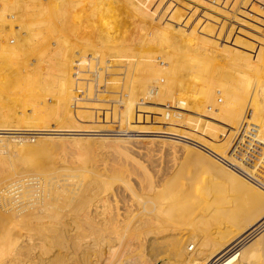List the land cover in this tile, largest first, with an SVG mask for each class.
Masks as SVG:
<instances>
[{"label": "rangeland", "instance_id": "1", "mask_svg": "<svg viewBox=\"0 0 264 264\" xmlns=\"http://www.w3.org/2000/svg\"><path fill=\"white\" fill-rule=\"evenodd\" d=\"M134 1H135V3H134ZM175 1L178 5L175 3ZM186 1L189 2L190 0H174V1L171 0V2H170V0H156V2H157L156 5H154L152 7L150 6L151 7V9H150V7H148V5L146 4L145 0L144 1L143 0H140V1L139 0H128V1H126V0H107V2L103 3L102 5L96 6V7H99L98 12H97L96 7L93 6L94 10L93 9L91 10L92 6H90V7L87 6V8L90 9V11H91V12H89V10L86 8V3L82 2L84 4V7L81 8L82 11L76 12L75 10H72L70 13L68 12L69 14L62 12V15L58 18L52 17V19L49 21L50 26L52 25L51 27H54V28H51L52 33L51 32L47 33V31H43V33L41 34V37L39 39L41 41L38 40L39 43L41 42L39 45H33L32 42H34V41H31V39L28 37V34L25 35L24 33H22L21 26H20V20H19L20 18L17 19L18 17H20V14L15 13V12H14L15 14H13V12L11 13L12 15L10 14L11 16H13L16 19L15 20L16 22L13 23V21H12L9 25H8V23L3 24V25L0 24V35L3 36L0 40V43H2V44L6 43L8 48L13 47L15 49V50L14 49L10 50L13 52L7 51L6 53L0 54V63H1L0 71L2 72V73L0 72V76L6 78V79L5 78L2 79V81L0 79V83H2L4 81V83L0 84L1 85L0 86V122L2 123V124L0 123V125L4 126V127L2 126L3 129H8L10 131H13V130L20 131L19 134H15V135L4 134V135L0 136V140H2L4 142L3 143L4 145L7 144V146H8L9 143L12 145V146H10V144H9V147H11V148H8V149H6L7 147L5 148L4 146L0 145L1 146L0 149L4 147L0 151V156H1L0 157V170L1 169L6 170V171H8L9 169L12 170L13 166H14L15 169H17L19 171L22 170V171L26 172V170H27V172H30L32 170V167H29V164L26 163V161L24 160V157H22L23 155L21 153L20 154L22 156L19 154V152L12 149L13 146L19 147L22 143H23L22 145H24V144L35 145L38 143H42V144L48 143L45 141H48V139H49L48 137L50 136L51 138L54 139V141L52 140L53 142L51 141V143L55 142V145L53 144L52 147L51 146H48V147H50L49 149L53 148L52 151L54 150L53 151L54 153L53 152L52 153L54 155H53V157H51L52 154L50 155L51 162L49 161L50 159H47V158H46V160L44 159L42 161L44 166H45V164H48V166L46 165V167L58 168V169H61V166H62V168L65 166L64 168H66L70 171L76 170L77 172L79 171L80 173L82 171L83 173H85V175L88 174V173L86 174V171H89L90 175L89 174L88 175L91 177H93L94 173H95V176L93 178L95 180H98V181H96L97 182V189L95 191H97L96 194L98 192L100 193V195L97 194L98 195L97 197L99 199L96 197V200H102V199L105 201L110 200L113 196L111 193L114 194V192H117L116 194H114V196L112 198L113 201L115 200L114 203H113L112 199H111L112 203L110 201H107V205L111 209H109L108 207L107 208L110 210L111 213L109 214V210L104 211L105 213L107 212L106 216H105V214H102V217H100V220H102L101 218H103V217L106 218L103 220L104 223L103 222L101 223L100 220H99L100 223H97L98 228L101 227V228H99L100 231H102L104 233V237H103L102 236L103 233L100 232V234L102 236V237L100 236V239L102 238L101 239L102 243L99 244V247L101 246L100 247V251H101L102 250L101 248L103 246V250L100 252L101 254L99 253L100 260H101V262H99V264H118V262L121 261V259H124V260L129 259L133 264H179L178 260L175 261L176 260L175 255H173L174 246L172 244H174L173 239L175 238L174 237L175 234H174V231L171 230V227H174V229H175L178 225L183 224L184 223L183 221L179 222L180 221L179 218H184L186 216L182 213H187L189 215V213L191 211H193V207L191 204H189V206H187V208L185 209L184 212H182L180 209H179V211L177 210V213H180L181 215H183V217H181V215H180L176 218V213L173 210H171V212H170V210L167 209V207L170 208V206H171L170 205V199H172L173 202H175V200H177L178 196L175 194L179 195L181 193V189H182L181 185H183L185 183H186V185L191 184L190 187H192V189H191L192 191L190 190V192L192 193L193 196H194L196 190H198V188L200 189L203 186L200 189V190H202V189L206 188V185H208V187H209V185H211L208 182H206L207 177H206L205 172L209 168L207 163L205 162V165H204V162L202 163V161H200L195 154H189L190 157H188L189 155H186L187 152L184 151V147H185V149L186 148L189 149V148H193V147H191L190 145H186L185 143H182V142H178V141L174 142L173 140H170L168 138H163L164 136L165 137H167V136L174 137L173 133L180 126L179 122L186 123V125L184 127L185 128L188 127L187 117L185 116L186 112H183V111H186V108L182 109L180 107V101L183 98L185 101V106H190V103H191L193 105V106L191 105L192 108L194 107V109H196V110H194L195 113L196 114L197 113L202 114V115L197 114V115H200L202 118L201 117L199 118V116L195 117V116H191V115L189 116V118H191L193 120H198L199 121L198 122L199 130L201 132H206L205 133L206 135L204 133H202L205 136V137L203 136V138H205L206 140H208V138H209V133L207 131L208 127H206V125H205V124H207V126L209 125V122H207L208 118L206 116V114L208 115L209 110L207 109L208 107H206L207 104L206 103L204 104L203 102L208 101V97H209L208 95L211 92V90H209L208 88L206 89L205 83H202V82L205 80L207 75L210 76V74L203 72V74L199 73L200 74V76H199V74H194V73L196 71L202 72V71L208 70L210 68L211 64L203 63L202 65H198V66L194 67L195 69L189 71V65L190 64L189 63L187 64V62H186L188 60L186 58V55L184 54V52L175 49L176 48L175 46L177 45V43L180 45L181 48H184L182 44H184V46H187L188 45L187 42L189 44L190 43L193 44L196 41L195 38L189 34V31L187 29H185V28L182 29V27H181V25L182 26L185 25L184 27H187L186 24L188 25V23L181 24V23H178L179 21H177V23H175L176 20H179V18L185 19L186 21L188 19L192 18L191 15H193V14H192V12H190L193 10V7L191 6V1L194 2L195 0H191L189 2L190 5ZM166 2L168 3V5ZM141 3L142 4L145 3V4L142 5ZM137 4H139V6ZM123 5H126V6H123ZM35 6H37V5H35ZM117 6H119V7H117ZM127 6H129V8ZM147 7L149 8V10ZM163 7L165 9H163ZM190 7H191V9H190ZM174 8H176V9H174ZM186 8H189L188 11H186L187 10ZM118 9H120V10L122 9V10L120 11ZM170 9H171V11H170ZM86 10H88V11H86ZM164 10H167L166 11L167 13H165ZM158 11H160V12H158ZM161 11H164V12L161 13ZM168 11L170 12V14ZM73 12H74V14H73ZM145 12H147L146 15H145ZM174 12H176V13H174ZM92 13H93V15H92ZM100 14H101V16H100ZM159 14H161V15L163 14L162 17L165 16V18H166L165 19V18L160 17L161 18V24L163 23L162 25H165V23H167L166 27L168 26V28H167L168 34H164V35H166L167 39L169 40V42H170L171 46H173V48H169L166 45L164 46L162 44L160 45L159 44L160 42H158V41H156L157 43H155L156 45L159 44V45H157V46H160V47H158V49H155L156 46H155V48H153V47H151V44L149 45V42L147 40L149 37H153V41H155V39H157L159 36H163V33H164L163 30H160V31L158 30L157 33H155V30H154V27L157 25L156 23H158V21H159V16H160ZM171 14L175 18L171 17L172 16ZM174 14H176V15H174ZM178 14H180V16ZM185 14H187V15L189 14L188 16L186 15L187 18L185 16ZM75 15H76V18H75ZM166 15H167V17H166ZM156 16L158 19L156 18ZM53 19H55V20H53ZM202 19L203 18H200V20H202ZM155 20H158V21L155 23ZM162 20H164V21L166 20V21L162 22ZM52 21L53 22L55 21L54 22L55 26H53ZM170 21H171V23H170ZM50 22H52V23H50ZM103 22H105V23L103 24ZM72 23H74V24H72ZM207 23H208V21H207ZM161 24H159V26ZM151 25H153V26H151ZM171 25H176V26L174 27ZM169 26H170V28H169ZM192 26H194V25H192ZM56 27H57V29H59L58 30L59 32L56 31L57 30ZM90 27H91V29H90ZM92 27H94V28H92ZM130 27H132V28H130ZM143 27H145V28H143ZM163 27L165 28V26H163ZM171 27L176 28V30L178 28L179 32H181L183 30L184 32L182 31V34L180 33V36H182V37L178 38L175 33L170 31L172 29ZM138 28H142L143 33H136V30ZM13 30H15V33ZM77 30H79V32ZM89 30H90V32H89ZM145 30H146V33H145ZM8 34H9V36H7ZM62 35H64V36L62 37ZM16 36H18V37H16ZM12 37H14L13 40H12ZM27 37H28V39H27ZM56 39L57 40L61 39V40H60V42H58ZM218 39H221V37H219ZM53 41L56 42V45H54L53 47L49 46V45H53L55 43V42L53 43ZM66 42H67V44H66ZM79 42H81V43H79ZM122 42H124V43H122ZM129 42H130V44H134V45H130L129 47L125 46V45H128ZM209 42H211L210 45H212V41L207 40V42L206 41L204 42L205 44L203 43L204 47L205 46L208 47ZM28 43L31 46H29ZM206 43H208V44H206ZM44 44H47V45H44ZM45 46H46V48H45ZM152 46H153V42H152ZM40 48L42 51L40 50ZM155 50L161 51L162 54H165L168 56V64L166 65V68H168V69L166 71H165V69H162L163 67L159 64L160 63L159 59L155 58V54H156ZM165 50H167L168 52L166 53ZM163 51H164V53H163ZM152 52H154V54H152ZM3 57L5 60L3 59ZM18 62H20V64ZM157 63H158V65H157ZM18 66H19V68H18ZM183 67H187L188 69L186 68L187 70H185ZM1 69L5 72L4 75H3V71ZM163 71H165L166 73L169 71L168 73L170 74V75H168V77H169L168 81H170V82H168V85L170 84L169 85V87H170L169 95L171 93L170 97L166 93H164L165 94L164 95L163 92L161 91L162 90L161 85H163L162 79L165 78L163 76ZM193 74H194V76H193ZM204 74H207V75H204ZM7 75H8V77H7ZM201 76L204 77V79H202ZM2 77H0V78H2ZM196 77L197 78L199 77V80L201 78L203 81L201 80L202 81L201 83H199L200 81H198V80L195 81L196 79L193 81L192 78H196ZM222 81H224V82H221V81L218 82L219 85L216 83L217 85H215V86H218V87H216V88L214 87L215 90H214V92L212 91L214 97H215V95H217L218 97L220 96V95H218V94H220V91H221L220 89H221V87L223 88L225 86V80H222ZM195 82L197 83V85L200 84V86L198 87ZM9 84H10V86H9ZM203 85H204V87H203ZM141 86L145 87V89L148 92L150 91L149 96L152 98L153 101L149 102V101L143 100V92L142 91L144 88L142 89ZM160 87H161V90H160ZM218 88H220V89H218ZM158 90L162 92V94L159 95L160 97L158 96V92H159ZM205 90H206V92L203 93L204 94L203 98L205 100L202 98V100H204V101L201 102L200 101L201 100L200 95H201V92L202 91L204 92ZM197 91H198L199 96L196 95ZM192 92L193 93L196 92V93L193 95V94H191ZM187 94L189 96L191 94L192 97L190 96L191 97L190 98ZM157 101H158V103H157ZM198 101H200L204 106L200 102L198 103ZM211 102L212 101H210L209 103H211ZM196 103L198 105H196ZM154 104H156V105H154ZM174 106H176V108H179V109L174 108ZM204 108L207 109L206 110L207 112L204 111L205 110ZM181 110H183V111H181ZM199 111H201V112H199ZM205 116H206V118H204ZM205 119H206V122H205ZM28 130L38 131L39 133H42V132L43 133H49V135L48 134H31V135L28 134V135H26L25 133ZM186 133H187L186 135H188V136H186V137H188L187 139L193 140V138H192L193 135L191 134V136H190V134H188L189 132H186ZM45 135L47 136L48 139L46 138ZM53 135L55 138L53 137ZM67 136H69V137H67ZM143 136H145V137L147 136V138L145 139V138H143ZM134 139H138V140H134ZM151 139H153V141L151 143H149V141ZM162 140H165V142L167 141L166 144L170 143V141H173L175 145L180 144L181 146L176 145L177 146L176 150H177L178 154L171 151L167 146L161 147L162 144L160 142H162ZM119 141H121V142H119ZM61 142H62V144H61ZM86 142H87V144H86ZM122 142H124V144ZM59 143L61 146L59 145ZM96 143H98V144H96ZM120 143L123 145L126 144L125 145L126 146L125 151H126V153H128V157H130V158L126 159L125 156L123 155L125 153V151L123 149H121V150L118 149L117 146L120 145ZM72 144H73V146H71ZM129 144H131V145H129ZM136 145H137V147H136ZM113 146H116V147H113ZM54 147H57V150L60 147H61V149H59L58 152H56L57 150ZM127 149H129V150H127ZM8 150L10 152H13V155H11ZM182 150L184 151L183 152L184 154H182ZM190 150H192V149H190ZM80 151L81 152L84 151V152H82L83 154H81ZM119 151L121 153H123V154L118 153L119 155H121L120 157L116 153ZM193 151H197V152L201 153L199 150H197L195 148H193ZM1 152H2V155H1ZM50 152H51V150H50ZM15 153L16 154L18 153V155H20V156L16 155ZM56 153H59V155L61 157ZM131 153H132V155H131ZM55 154L57 155V157L55 156ZM69 154H73L74 156L73 155L71 156ZM89 154H90V157H89ZM107 154H109V155H107ZM4 155H6L7 157L10 156L11 159H9L10 157H8V159H7V157H4ZM192 155H194V156H192ZM14 156H16V158H17L16 161L14 159ZM54 156H55V158H54ZM21 157L23 159H21ZM70 157L71 158L74 157L73 160L75 159L74 160L75 162L78 161V163L79 162H80V164L82 163L81 164L82 167H79L80 164H78V163L70 162V159H71ZM75 157L76 158L78 157L79 159H76ZM58 158H59L60 162L57 161ZM62 158L64 160L63 163H61V161H63ZM117 158H119V160ZM207 158H209L213 161L212 158H210V157H207ZM5 159H6V161H5ZM18 159L20 161L21 160L22 161L24 160V161L19 162ZM66 159H68V160H66ZM7 160H9L11 164ZM52 160H53V162H52ZM54 160H56L58 163L56 161L54 162ZM128 160H129V162H128ZM44 161H47V163H45ZM66 161H67V163H66ZM169 161H170V163H169ZM5 162H8V163H5ZM3 163H5V166ZM74 163H75V166H74ZM55 164H57V165H55ZM68 164L69 165L71 164L73 166L70 165V168H68V166H69ZM91 164L93 167L90 166ZM8 165L10 166V168H8L9 167ZM53 165L56 167H54ZM86 165L89 167H87ZM190 165H191V167H190ZM22 166H24L26 168H24ZM90 167H91V169H90ZM19 168H21V169H19ZM86 168H88V169H86ZM184 168H185V170H184ZM28 169H30V170H28ZM176 169H177V171H176ZM191 169H193L192 172L189 171ZM144 170H145V172H144ZM92 171H93V173H92ZM146 173L148 174V177L151 178V180L153 182H155V183L159 182L160 183L161 181H163L165 184L164 185L163 182H161L162 184L160 183L161 185H163L165 187L164 188L163 186H161L162 191L164 192L163 195H165V196H162L161 195L162 193L160 194V196H162L164 199L161 197L157 198L156 201H154L155 200L154 199L153 201H151L153 205H150L151 202L149 204L148 203L144 204L146 202L147 196L145 195L146 194L145 189H143L145 185H143V186H141V185L145 184V183H143V181H144V177L147 179ZM204 174H205V176H204ZM143 175H144V177L142 178L141 176H143ZM140 177H141V180H137ZM163 177H165V178H163ZM157 178L159 179V181ZM127 179H129V180H127ZM146 179L144 182H146ZM136 180L140 183L139 184L140 186L137 184L138 182ZM166 180H168V181H166ZM202 180H204V181L206 180V181L204 182ZM125 182L127 184H124ZM168 182H169V184H167ZM176 183H178V184L176 185ZM198 183H200V184H198ZM124 185L125 186L127 185L128 188L125 187ZM136 185L138 188L136 187ZM104 186H106V187L104 188ZM98 187H99V189H98ZM124 187L126 190L128 189V192L130 191L129 190L130 187H132L131 191L134 189V192L136 194H139L138 196H140V198H142V199L144 198L143 201L141 199L139 200V197L136 196V194H134L136 197L134 195H132L134 192L131 193V191H130L128 193L124 189ZM195 187H198V188H195ZM140 188L142 189L141 191L143 192V194L140 191ZM194 189H195V191H194ZM208 189L209 188H207V190ZM107 190L110 192L112 191V192L108 193ZM207 190L204 189V191H207ZM209 190L212 191L211 189H209ZM230 190L228 188L229 193L226 190H225L226 192L224 191L225 194H227L226 198H224V196H225L224 193H222L223 195L221 194L222 195L221 196L220 193L216 192V195L218 193L217 196L220 195L219 198L217 197L218 199L214 197V196H216L215 191H212V192L209 191L208 195H210L211 193H213V194H211L212 196H208L209 199L207 198L208 200H206L205 203H206L207 208L209 206L210 209L209 208L208 209H209L210 213L207 212L206 214H203V215L201 214V216L198 215L195 218V222L196 221L197 222L196 223L194 222V223L200 225L201 227H205V228L207 226H210V229H212L214 226H216L214 224L218 220V218L214 217L215 216L214 214H216L215 211L218 210V213H220L222 211L221 215H223V216H218V217H219V220L222 217H224V218L221 219V221H219L218 223L219 224L221 223L223 227L225 226L224 228L222 227L223 230L221 231L223 233V235H225V236L227 234L229 235V232L233 231L234 225L238 224V221L240 220L239 217L242 218L244 216L245 213L243 211L248 210L247 208L244 209L245 207H248L247 205L245 206V203H244L245 200L244 199L241 201L237 200L238 198L242 199L240 197L241 194L238 193L240 196H238V198H237L236 193L234 192L235 194H233V192H230ZM191 193H187V194H191ZM199 193H201V194L199 195ZM105 194H107V195H105ZM117 194H118V199H116ZM172 194H174L175 198H174V196H172ZM192 195H190V196H192ZM195 195H197V198H198L202 195V192L199 191ZM104 196H106V198ZM221 197H223L225 199V201L223 200V198L221 199ZM107 198H109V199H107ZM132 198H135V199H132ZM150 198L152 199L153 197H150ZM232 198L234 199V201ZM214 199H216V202ZM136 200H137V202H136ZM229 200H230V202H229ZM116 201H117V203H116ZM168 201H169V204H168ZM242 201H244L243 202L244 206H243ZM154 202H156V204ZM182 202H185V201H182ZM182 202H180V204H182ZM186 202H189V201H186ZM220 202H222V204H224V205L220 204ZM226 202H229V203L234 202V203L227 205ZM239 202L242 203V205ZM162 204H164V205H162ZM105 205H106V203H105ZM111 205H114V206H111ZM137 205H141V206L138 207ZM146 205H148V206H146ZM166 205H167V207H166ZM174 205H176V202L174 203ZM152 206H154V207H152ZM159 206L161 207V209H160V210H162L161 212L166 214V215H164L162 213L163 214L162 217H164V219H167V220L169 218H170V220H174V221H172V223L163 224V226H161L162 224L161 225H157V224L151 225L147 222L146 219L148 218V215L150 213L151 214L149 216H151V215L153 216V214L154 215L157 214L158 211L156 209L157 208L159 209L160 208ZM176 206H178V205H176ZM222 206H224V207H222ZM100 207H102V206L100 205ZM113 207H114V209H113ZM241 207H243V208H241ZM107 208H105V210ZM212 208L215 210H213L211 212ZM164 209L167 210V212ZM111 210H114L113 212H115V213H112ZM232 210H233V212H232ZM125 211H127V212H125ZM136 211H137V213H136ZM213 212H214V214H213ZM114 214L116 216L115 218L113 217ZM139 214H141V215H139ZM209 214H213L214 216L213 215L212 216L214 218H210L211 215H209ZM134 215L136 218H134ZM109 217H112V219H109ZM141 218H142V220H141ZM215 219H217V220H215ZM232 219H235L234 221L235 222L237 221V222L236 223L233 222ZM105 220H107V221L105 222ZM122 220H123V222H122ZM125 220H127V221H125ZM205 220H207V221H205ZM214 220H215V222H213ZM222 220L224 223L222 222ZM231 220H232V222H231ZM109 221H111V222H109ZM129 221H131V222H129ZM140 222H141V224H140ZM174 222H176V223H174ZM125 223H126V225H125ZM218 223L216 222L217 225H218ZM232 223L234 225H232ZM98 224L99 225L105 224L106 227L104 225V229H103L102 228L103 225L99 226ZM108 224H113V225H108ZM137 224H139L140 226ZM144 224H145V226H144ZM171 224H173V226ZM186 224H190V225L192 224L191 218L189 219V222ZM107 226L108 227L110 226L109 227L110 229ZM140 227L142 228L141 230L143 232L139 229ZM136 228H137V230H136ZM162 228H165L166 230L170 229L169 233L164 232L165 234H167V236L164 233H163L164 237L162 234H160L162 231ZM207 228H209V227H207ZM138 229L141 231V233L138 232ZM147 229L151 230V231H149V236L144 233V232H146V233L148 232ZM153 229H154V231H152ZM158 229H161V231L157 232ZM165 229H163V230H165ZM109 230H111V232ZM125 230H127V231H125ZM225 230H226V233L224 234ZM107 231L110 232L111 236H109V232L107 233ZM112 231H114L113 233H115V235L114 234L112 235ZM106 233H107L108 237H106L107 236ZM157 233H159V234H157ZM257 233H259V234H255L256 236L254 235L255 237L253 236V238L249 240L248 245L246 244V247L249 245H252V243H254L257 239L258 240L260 239V241L258 242L259 244L257 243L259 247L256 245L257 251H258L257 254L260 256L262 255V258H263L262 260L264 263V251H263L264 250V228L261 229ZM152 234H154V235H152ZM138 235L139 236L141 235V237L142 236L143 237L141 238ZM156 235H159V236L157 237ZM144 236H146V238ZM168 236H169V238H168ZM105 237H106V240L108 239L109 241H104ZM109 237H110V239H109ZM261 237H262V239H261ZM103 238H104V240H103ZM136 238L140 241L139 243H138ZM110 241H112V242H110ZM261 242H263V243L261 244ZM103 243L107 247H109L110 250L113 252L109 253L108 248H106ZM108 243L110 245H107ZM170 248H172V249H170ZM185 251L188 255H193L196 252V243L195 242L186 243L185 244ZM261 252H262V254H261ZM86 256L84 257L85 259L88 256L92 257L91 254H89L87 257ZM173 256L175 258H173ZM32 257L33 256H31V257L29 256V258L28 257L24 258L22 256L21 260L19 259L20 263L18 262V260H16V262H14V263L21 264V262H22L23 264L24 263L30 264L29 260L31 261V259H32L31 264H40V263L43 264L44 261H45L44 264H46V261H47L46 258H48V257L44 256L45 260H40V259L36 258L35 256H34V258H32ZM82 259L80 258V260H82ZM118 259H119V261H118ZM14 263H12V264H14ZM120 264H124V262H121Z\"/></svg>", "mask_w": 264, "mask_h": 264}, {"label": "bare ground", "instance_id": "2", "mask_svg": "<svg viewBox=\"0 0 264 264\" xmlns=\"http://www.w3.org/2000/svg\"><path fill=\"white\" fill-rule=\"evenodd\" d=\"M126 1H128V0H126ZM172 1H174V0H172ZM82 2L86 3V8H87V6L88 7L92 6L91 10L92 9L94 10V7L102 5L103 3L107 2V0H0V24L3 25V24L8 23V25H9L12 21L14 23V22H16L15 21L16 19L13 16H11L12 15L11 13L13 12V14H15V13L20 14V17H18L17 19L20 18L19 20H20V26H21L22 33H24L25 35L28 34V37L31 39V41H34V42H32L33 45H39L41 42L39 43L38 40L40 39L43 31H47V33H50L51 28H54V27H51L52 25L50 26V24H49V21L52 19V17L58 18L62 15V12H65L67 14L68 12L70 13L72 10H75L76 12L82 11L81 8L84 7V4ZM145 2L148 5V7H150V6L152 7V6L156 5V3H157L156 0H145ZM170 2H171V0H170ZM189 2H187V3H189ZM194 2L191 1V6L193 7V10L190 12H192L193 15H191V14L190 15L192 18L188 19L187 21L185 19L179 18V20H176L175 23H177V21H179L178 23H181V24L188 23V25L186 24L187 27H184L185 25L184 26L181 25V27H182V29L185 28L189 31V34L195 38L196 43L194 42L193 44L192 43L189 44L186 41L189 46L188 45L184 46V44H182L184 48H181L180 45L177 43V45L175 46L176 47L175 49L184 52V54L186 55V58L188 59L186 62H187V64L188 63L190 64L189 65V71L195 69L194 67H196L198 65H202L203 63L211 64V66L208 70L202 71V72L196 71L194 73V74H199V73L203 74V72H204V73L210 74V76H208L207 74H204V75H207V77L205 78L204 81L202 80V79H204V77H202L203 75L201 76L202 79L200 78V80H199V77L198 78L197 77L192 78L193 81L195 79H196L195 81H197V80L200 81L199 83H201L203 81L202 83H205L206 89L208 88L209 90H211V92L208 95L209 97H208L207 102H203L205 100L203 98V95H204L203 93H205L206 90L204 92L202 91L201 95H200L201 96L200 101L203 102L204 104L206 103L207 104L206 107H208L207 109L209 110L208 115L206 114V116L208 118L207 122H209V125L207 126V124H205L206 127H208L207 131L209 133V138H208V140L203 138L204 135L202 133L205 134L206 132H201L199 130V127H198L199 121L189 118L190 115L195 116V117L199 116V118H200L201 116L197 115V114H201V113L196 114L194 111L196 109H194V107L192 108L193 105L191 103H190V106H185L184 98L181 101L180 100L179 101H180V107L182 109L186 108V111H183V110H181V111L186 112L185 116L187 117L188 127H186V128L184 127L186 125V123L179 122L180 126L173 133L174 137H172V136L165 137L164 136L163 138H168L170 140H173L174 142L175 141L182 142V143H185L186 145H190L191 147L199 150L201 153H199L197 151H193V148H189V149L186 148L185 149V147H184V151L187 152L186 155L195 154L198 157V159L200 161H202V163L204 162V165L206 162L208 167H209L208 169L206 168L207 170L205 173H206L207 181L206 180L205 181L211 185H209V187H208V185H206V188H204V189L207 190V188H209L212 191H215V195H216V192L220 193V195L222 193H224V195H225L224 198H226L227 194H225V192L226 191L228 192V188H229V190L230 189L232 190V191L230 190V192H233V194L236 193L237 198H238V196H240L239 194H241L240 197L242 199L238 198L237 200L241 201L244 199L245 202L242 201V203L244 202L245 206L246 205L248 206V207H245L244 209L247 208L248 210H245V211L242 210L245 213V214L243 213L244 216L242 218L239 217L240 220L237 218L239 220L237 225L236 224L234 225L232 223V225H234V227L232 226L234 228L233 231L232 232L230 231L229 235L227 234L228 236L227 235L225 236L221 232L225 226L223 227L221 223L220 224L218 223L219 221H221V219L224 218V217H222L219 220V217H218V216H223V215H221L222 211L220 213H218V210H217V211H215L216 214H214V212H213V214L215 216L213 214H209L211 216L213 215L214 217L218 218V220L215 219V220H217L216 222L218 223V225L216 224V222L214 220L213 222H215L214 225H216V226H214L212 229H210V226H207L209 228H207V227L205 228V227H201L198 224H195L197 222V221L195 222V218L198 215L201 216V214L203 215V214H206L207 212L210 213L209 212L210 208H209V206H208L209 209L207 208L205 201L208 200L209 199L208 196H212L211 194H213V193L208 195L209 191H210L209 189H208L209 191L207 190L208 191L207 192V191H204V189L200 190L203 186L200 189L198 187H195V188H198V190H196L195 194L198 193L199 191L202 192V195L197 198L198 194L197 195L194 194V196H193L192 193L190 192V190L192 189V187H190L191 184L190 185L187 184L188 186L186 185V183L181 185L182 186L181 193L179 195L175 194L178 196L177 200H175L176 205H178V206L174 205L175 202H173V200L170 199V205L171 206H170V208L167 207V205L169 204V201H168V204L166 205V207H167V209L170 210V212H171V210H173L176 213V218L181 215L180 213H177V210L179 211V209H180L182 212H184L185 209L187 208V206H189V204L192 205L193 211H191L189 213V215L187 213H182L186 216L184 218H179V220H180L179 222L183 221L184 223L178 225L175 229H174V227H171V230H173L174 234H175L174 235L175 238L173 239L174 244H172L174 246L173 255H175V257H176L175 261L178 260L179 264H258V263L264 264L263 260H262L263 259L262 255L260 256L257 254L258 253L257 246L259 244L258 242L260 241V239L259 240L257 239L255 242L253 241L254 243H252V245H249L246 247V244L248 245L249 240L252 239L255 234H259L257 232H259L261 229L264 228V0H195ZM134 3H135V1H134ZM168 3H167V5H168ZM175 3H176V1H175ZM143 4H145V3H143ZM35 5H37V6H35ZM137 5L139 6V4H137ZM189 5H190V3H189ZM123 6H126V5H123ZM117 7H119V6H117ZM127 7L129 8V6H127ZM151 7H150V9H151ZM96 8H97V12H98L99 7H96ZM163 9H165V8L163 7ZM171 9H170V11H171ZM174 9H176V8H174ZM186 9H187L186 11H188L189 8H186ZM190 9H191V7H190ZM88 10H89V12H91L90 9H88ZM88 10H86V11H88ZM118 10H120V9H118ZM148 10H149V8H148ZM167 10H164L165 13H167L166 12ZM164 11H161V13H163ZM158 12H160V11H158ZM174 13H176V12H174ZM73 14H74V12H73ZM146 14H147V12H145V15ZM169 14H170V12H169ZM92 15H93V13H92ZM159 15H160L159 16L160 22L158 20H155V23L158 21V23L161 24V18L160 17H162L163 14L162 15L159 14ZM167 15H166V17H167ZM174 15H176V14H174ZM178 15L180 16V14H178ZM186 15L187 14H185V16ZM100 16H101V14H100ZM157 16H156V18H157ZM187 16H186V18H187ZM171 17H174V16L172 15ZM75 18H76V15H75ZM162 18H165V16H163ZM200 18H203V19L200 20ZM53 20H55V19H53ZM163 21L164 20H162V22ZM207 21H208V23H207ZM52 22H50V23H52ZM54 22H53V26H55ZM104 23L105 22H103V24ZM158 23H156L157 25L154 27L155 33H157L158 30L159 31L163 30L164 31L163 36H159L157 39H155V41H153V37H149L147 39L149 42V45L151 44V47H153V48H155V46H156L155 49H158V47H160V46H157L159 44L160 45L162 44L164 46L166 45L169 48H173V46H171L169 40L167 39L166 35H164V34H168V32H167L168 26L166 27L167 23H165V25H162L163 24L162 23L160 26ZM170 23H171V21H170ZM72 24H74V23H72ZM192 25H194V26H192ZM151 26H153V25H151ZM163 26H165V28ZM171 26L175 27L176 25H171ZM92 28H94V27H92ZM130 28H132V27H130ZM143 28H145V27H143ZM169 28H170V26H169ZM171 28L172 29L171 30L169 29V30L172 31L173 33H175L178 38L182 37V36H180V33L182 34L183 30L182 31L180 30L181 32H179L178 28H177V30H176V28H173V27H171ZM56 29H57V27H56ZM90 29H91V27H90ZM58 30L59 29H57L56 31H58ZM146 30H145V33H146ZM13 31L15 33V30H13ZM77 31L79 32V30H77ZM89 32H90V30H89ZM136 33H143V29L138 28L136 30ZM7 36H9V34ZM63 36L64 35H62V37ZM2 37L3 36L0 35V40ZM14 37H12V40ZM16 37H18V36H16ZM28 37H27V39H28ZM219 37H221V39H218ZM206 39L209 41H212V45H210L211 42H209V46L204 47L203 43L205 41L207 42ZM60 40H57V41L60 42ZM39 41H41V40H39ZM156 41H158L160 43L156 45L155 44V43H157ZM54 42L55 41H53V43ZM152 42H153V46H152ZM79 43H81V42H79ZM122 43H124V42H122ZM5 44L0 43V54L6 53L7 51L14 49L13 47L8 48L7 44L6 45ZM66 44H67V42H66ZM206 44H208V43H206ZM44 45H47V44H44ZM54 45H56V42L53 45H49V46L53 47ZM130 45H134V44H130V42H129V44L125 45V46L129 47ZM29 46H31V45L29 44ZM45 48H46V46H45ZM40 50H41V48H40ZM165 51H166V53L168 52L167 50H165ZM10 52H13V51H10ZM155 53H156L155 58L159 59V62H160L159 64L163 67L162 69H165V71H166L168 69V68H166V65L168 64V56L165 54H162L161 51L155 50ZM163 53H164V51H163ZM152 54H154V52H152ZM3 59H4V57H3ZM18 63L20 64V62H18ZM0 65H1V63H0ZM157 65H158V63H157ZM18 68H19V66H18ZM183 68L185 70L188 69L187 67H183ZM165 71H163V76L165 78L162 79L163 85H161L162 90H161V87H160V90L163 92V94L166 93L170 97V95H171V93L169 95V92H170L169 85L170 84L168 85V82H170V81H168V79H169L168 75H170V74L168 73L169 71L167 73ZM4 73L5 72L3 71V75H4ZM194 74H193V76H194ZM199 76H200V74H199ZM0 77H2V76H0ZM7 77H8V75H7ZM4 78L5 77L0 78L1 81ZM222 80H225V86L223 88L221 87V89L218 88L221 90L220 94H218L220 96L218 97L217 95H215V97H214L213 92H214L215 88L218 87L215 85H217L219 81L224 82ZM2 83H4V81ZM2 83H0V84H2ZM196 85H197V83H196ZM9 86H10V84H9ZM197 86L199 87L200 84ZM203 87H204V85H203ZM141 88L142 89L144 88L142 91L143 92V100L149 101V102L153 101L152 98L149 96L150 91L148 92L145 89V87H143V86H141ZM161 91L158 92V96L160 94H162ZM193 92L191 94L194 95L196 92L195 93H193ZM191 94H190V96H191ZM196 95H198V91H197ZM202 98L204 100H202ZM209 100L212 102L209 103L210 102ZM200 101H198V103ZM157 103H158V101H157ZM156 104H154V105H156ZM196 105H198V104L196 103ZM174 108H176V106H174ZM176 109H179V108H176ZM207 109H205L204 111H206ZM199 112H201V111H199ZM206 116L204 118H206ZM205 122H206V119H205ZM2 126L0 125V136L4 135V134L15 135V134L20 133V131H15V130L10 131L8 129H3ZM186 132H189L188 134H190V136H191V134L193 135V137H192L193 140L187 139L188 137H186V136H188V135H186L187 134ZM25 134L26 135H28V134H30V135L31 134H48L49 135V133H43V132L39 133L38 131H31V130H28ZM53 137H54V135H53ZM67 137H69V136H67ZM46 138H47V136H46ZM48 138H47L48 141H45L48 143H43V144L38 143L35 145H31V144L22 145L23 144L22 143L19 147L13 146L12 149L19 152V154L21 153L23 156L21 154L20 155L22 157H24V160L26 161V163L29 164V167H32V170L30 172H27V170H26V172H24L22 170L19 171V170L15 169L14 166H13V169L11 168L12 170H10V169L8 171L2 170V169H1L2 171L0 170V264H12V263L16 262V260H18V262H19L21 260L22 256L24 258H27V257L29 258V256L30 257L33 256L32 258H34V256H35L36 258H38L40 260H45L44 256H46V257H48V258H46V260H47L46 264H99V262H101L99 253L103 250V246L101 248L102 249L101 251H100L101 246L99 247V244L102 243V241H101L102 238L100 239V236H101L100 232L101 233H103V232L100 231L99 228H101V227L98 228L97 223H100V222L102 223L103 220L106 219L103 217V218H101L102 220H100V217H102V214H105V216H106L107 212L105 213L104 211L111 209L107 205V201L111 202V199L113 198L114 194H116L117 192H114V194H113V193H111L112 191L110 192L107 190L108 193L110 192L113 195L110 200H106V201L103 199L102 200H96V197L98 195H100V193L98 192L97 193L98 195H97L96 194L97 191H95L97 189V182L96 181H98V180H95L93 178L95 176V173H94V176L91 177V176H89L90 175L89 171H86V174L88 173L89 175L88 174L85 175V173H83L81 170H80L81 173L79 171L77 172L76 170L70 171V170L64 168L65 166L63 168L61 166V169L46 167V165L48 166V164H45V166H44L42 161L44 159L46 160V158L50 159L54 155L53 154L54 150L52 151L53 148L49 149L50 147H48V146L52 147L53 144L55 145V142L51 143V141L52 140L54 141V139L51 138L50 136ZM143 138L146 139L147 136L146 137L143 136ZM134 140H138V139H134ZM121 141H119V142H121ZM152 141H153V139H151L149 141V143H151ZM173 141H170V143L166 144L167 141L165 142V140H162V142H160L162 144L161 147L167 146L171 151L178 154L177 150H176V147H177L176 145H180V144L175 145ZM3 143L4 142L2 140H0L1 146H4L5 148L7 147L6 149L11 148V147H9L10 143L8 144V146H7V144L4 145ZM122 143L124 144V142H122ZM61 144H62V142H61ZM86 144H87V142H86ZM96 144H98V143H96ZM123 144H121V143H120V145L117 144L118 145L117 147H118V149H120V150L123 149L125 151V147H126L125 145L126 144L125 145H123ZM131 144H129V145H131ZM59 145H60V143H59ZM10 146H12V145L10 144ZM71 146H73V144ZM57 147H54V148L57 150ZM113 147H116V146H113ZM136 147H137V145H136ZM3 148H1V149H3ZM1 149H0V151H1ZM59 149H61V147ZM190 149H192V150H190ZM50 150H51V152H50ZM58 150L56 152H58ZM127 150H129V149H127ZM184 151L182 150V154H184L183 153ZM82 152H84V151H82ZM82 152H81V154H83ZM116 153L118 154L121 152L119 151ZM132 153H131V155H132ZM10 154L13 155V152H10ZM51 154H52V156L50 157ZM56 154L59 155V153H56ZM56 154H55V156L57 157ZM121 154H123V153H121ZM1 155H2V152H1ZM16 155H18V153ZM20 155H18V156H20ZM69 155L72 156L73 154H69ZM107 155H109V154H107ZM123 155L125 156L126 159L130 158V157H128V153H126V151ZM55 156H54V158H55ZM120 156L121 155H119V157ZM192 156H194V155H192ZM4 157H7V156L4 155ZM8 157H10V156H8ZM8 157H7V159H8ZM22 157H21V159H23ZM78 157L77 158L75 157V158L79 159ZM89 157H90V154H89ZM188 157H190V155ZM207 157L212 158L213 161ZM73 158L70 159V162H75L74 161L75 159L73 160ZM9 159H11V157ZM14 159L16 161V159H17L16 156H14ZM117 159L119 160V158H117ZM62 160H63V158H62ZM66 160H68V159H66ZM5 161H6V159H5ZM7 161H9V160H7ZM18 161L23 162L22 160L20 161L19 159H18ZM49 161L51 162V159ZM55 161L56 160H54V162ZM57 161H59V158ZM170 161H169V163H170ZM44 162L47 163V161H44ZM52 162H53V160H52ZM63 162H64V160L61 161V163H63ZM128 162H129V160H128ZM5 163H8V162H5ZM5 163H3L4 166H5ZM9 163H10V161H9ZM66 163H67V161H66ZM75 163H78V161ZM75 163H74V166H75ZM78 164H80V162ZM81 164L79 167H82ZM55 165H57V164H55ZM70 165L68 166V168H70ZM71 166H73V165H71ZM90 166H92V164ZM22 167H24V166H22ZM54 167H56V166H54ZM87 167H89V166H87ZM190 167H191V165H190ZM8 168H10V166ZM21 168H19V169H21ZM24 168H26V167H24ZM185 168H184V170H185ZM86 169H88V168H86ZM90 169H91V167H90ZM28 170H30V169H28ZM192 170L193 169H191L189 171L192 172ZM176 171H177V169H176ZM144 172H145V170H144ZM92 173H93V171H92ZM144 175L141 177L143 178ZM204 176H205V174H204ZM141 177L137 180H141ZM163 178H165V177H163ZM145 179L146 178L144 177V181H145ZM127 180H129V179H127ZM144 181H143V183H145V184L141 185V186H143V185L146 186V187L144 186V188H143V189H145V192H146L145 195L147 196V198L145 197L146 202L145 203L143 202L144 204H146V203L149 204L154 199H155L154 201H156L157 198H159V197L163 198L162 196H165V195H163L164 192L162 191V187H161V186H163V185H161L162 184L161 182H163V181L160 182L161 184L157 181H156L157 183H155L151 180V178L148 177V174H147L146 182H144ZM158 181H159V179H158ZM166 181H168V180H166ZM202 181H204V180H202ZM124 184H127V183L125 182ZM137 184L139 185L140 183L138 182ZM163 184H164V182H163ZM167 184H169V182ZM177 184L178 183H176V185ZM198 184H200V183H198ZM105 187L106 186H104V188ZM125 187H127V185ZM125 187H124V189H125ZM136 187H137V185H136ZM141 188H140V191L142 190ZM98 189H99V187H98ZM131 189H132V187H130L129 190L131 191ZM126 191L128 192V189ZM194 191H195V189H194ZM212 191H210V192H212ZM132 192H134V189L131 191V193ZM187 193H191V194H187ZM218 193H217V195H218ZM107 194H105V195H107ZM134 194H136V193L134 192L132 195H134ZM142 194H143V192H142ZM160 194L162 196H160ZM200 194L201 193H199V195ZM138 195L139 194H136V196H138ZM190 195H192V196H190ZM217 195L214 197L219 198L220 195L219 196H217ZM116 196H117L116 199H118V194ZM172 196H174V194H172ZM104 197L106 198V196H104ZM138 197H139V200L141 199L143 201L144 198L142 199V198H140V196H138ZM150 197H153V198L151 199ZM109 198H107V199H109ZM174 198H175V196H174ZM222 198L223 197H221V199ZM224 198H223V200L225 201ZM132 199H135V198H132ZM214 200L216 202V199H214ZM112 201H113V199H112ZM114 201H113V203H114ZM182 201H185V202H182ZM186 201H189V202H186ZM233 201H234V199H233ZM136 202H137V200H136ZM180 202H182V204H180ZM229 202H230V200H229ZM229 202H226L227 205L234 203V202H231V203H229ZM105 203H106V205H105ZM116 203H117V201H116ZM154 203L156 204V202H154ZM242 203H240V204L242 205ZM244 203H243V206H244ZM220 204H222V202H220ZM100 205L102 207H100ZM141 205H137V206L139 207ZM150 205H153L152 202ZM162 205H164V204H162ZM222 205H224V204H222ZM111 206H114V205H111ZM146 206H148V205H146ZM152 207H154V206H152ZM222 207H224V206H222ZM105 208H107V209L105 210ZM213 208L211 209V212L213 210H215ZM241 208H243V207H241ZM113 209H114V207H113ZM160 209H161V207L159 209L157 208L156 210L158 211V213L155 215L153 214V216L152 215L149 216L151 213L149 215L147 214L148 218L146 220L149 224H151V225H154V224L155 225L156 224L161 225L162 224L161 226H163V224H170V223H172V221H174V220H170V218L168 220L164 219V217H162L164 213L161 212L162 210H160ZM233 210H232V212H233ZM111 211H112V213H115V212H113L114 210H111ZM165 211L167 212V210H165ZM125 212H127V211H125ZM110 213L111 212L109 210V214ZM136 213H137V211H136ZM139 215H141V214H139ZM164 215H166V214H164ZM211 216H210V218H214L213 216L212 217ZM113 217L114 218L116 217L115 214ZM181 217H183V215H181ZM134 218H136L135 215H134ZM190 218L192 220V224L191 225L186 224L189 222ZM109 219H112V217H109ZM99 220H100V222H99ZM141 220H142V218H141ZM232 220H233V222H235L234 221L235 219H232ZM232 220H231V222H232ZM106 221L107 220H105V222ZM125 221H127V220H125ZM205 221H207V220H205ZM109 222H111V221H109ZM122 222H123V220H122ZM129 222H131V221H129ZM222 222H223V220H222ZM174 223H176V222H174ZM105 224H101V225H103V227H102L103 229H104ZM140 224H141V222H140ZM101 225H99V226H101ZM108 225H113V224H108ZM125 225H126V223H125ZM137 225H139V224H137ZM171 225L173 226V224H171ZM144 226H145V224H144ZM105 227H106V225H105ZM139 229L141 230L142 228L140 227ZM139 229H138V232L141 233L142 230L140 231ZM163 229H165V228H162V231H161V229H158L157 232L161 231L160 234L163 235L164 232L169 233V231H170V229H168V230H166V229L163 230ZM136 230H137V228H136ZM109 231L111 232V230H109ZM109 231H107V233ZM125 231H127V230H125ZM149 231H151V230H148L147 233L146 232H144V233L149 236ZM152 231H154V229ZM110 232H109V236H111ZM113 232L114 231H112V235L113 234L115 235V233H113ZM107 233H106V235H107ZM225 233H226V230L224 231V234ZM157 234H159V233H157ZM152 235H154V234H152ZM165 235L167 236V234H165ZM102 236L104 237V233ZM156 236L158 237L159 235H156ZM106 237H108V235ZM106 237H105V240H104V238H103V240L109 241L108 239L106 240ZM139 237H141V235ZM144 237L146 238V236H144ZM163 237H164V235H163ZM168 238H169V236H168ZM109 239H110V237H109ZM261 239H262V237H261ZM137 241H138V243L140 242L138 239H137ZM110 242H112V241H110ZM188 242H195L196 243V252L193 255H188L185 251V244ZM262 243L263 242H261V244ZM107 245H110V244L108 243ZM105 247L108 248L109 253L113 252L106 245H105ZM170 249H172V248H170ZM89 254L92 255V257L90 256L91 258L88 256ZM261 254H262V252H261ZM85 256L88 259L87 258L85 259L84 258ZM175 257L173 256V258H175ZM80 258L81 259L83 258V259L80 260ZM128 260L129 259H126V260L121 259V261H119V259H118V261H119L118 264H120L121 262H124V264H133L130 260L129 261ZM29 262L31 264L32 259H31V261L29 260ZM44 263H45V261H44ZM14 264H16V263H14ZM21 264H23V263L21 262ZM24 264H26V263H24ZM27 264H29V263H27Z\"/></svg>", "mask_w": 264, "mask_h": 264}]
</instances>
